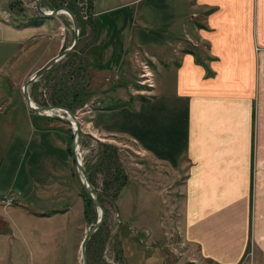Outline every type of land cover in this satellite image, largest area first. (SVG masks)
I'll use <instances>...</instances> for the list:
<instances>
[{
    "label": "crops",
    "instance_id": "1",
    "mask_svg": "<svg viewBox=\"0 0 264 264\" xmlns=\"http://www.w3.org/2000/svg\"><path fill=\"white\" fill-rule=\"evenodd\" d=\"M113 1L92 0L82 29V63L110 82L92 94L103 103L91 118L93 135L129 139L160 167L147 188L169 198L196 264H264V0ZM108 11L120 13L100 20ZM3 29L12 28L0 22ZM136 50L156 61L149 98L129 91ZM44 121H30L40 145L49 134ZM7 124L12 148L22 133ZM13 166L2 192L15 203L0 206V264L22 257L24 221L37 217L28 200L40 196L35 178L49 168L29 167L22 179V161ZM64 174L52 173L45 186L58 205L70 193Z\"/></svg>",
    "mask_w": 264,
    "mask_h": 264
},
{
    "label": "rangeland",
    "instance_id": "2",
    "mask_svg": "<svg viewBox=\"0 0 264 264\" xmlns=\"http://www.w3.org/2000/svg\"><path fill=\"white\" fill-rule=\"evenodd\" d=\"M73 1L76 4L77 16H75L78 19L80 35L81 30L90 24L91 5L89 0ZM68 2L69 0H42L41 6L43 10L51 11L58 7H66ZM117 3L118 0H115L109 5L114 6ZM111 12L108 11L100 20L107 22L120 13ZM0 22L12 28L0 30V196L5 194L0 197L1 208L5 209L15 203L14 199L7 206L6 201L11 196L5 191L2 192L12 176L14 164L22 161V179L29 178L30 175L27 173L29 167L41 166L40 169L43 170L47 163L49 164L47 174H39L35 178L39 184L37 191L40 196L30 198L28 202L32 204L37 217L24 221L26 227L22 230V241L18 242L22 243L19 245L22 257H19L16 264H80V244L85 233L95 223L97 214L94 206L85 209L84 192L72 157L68 154V148L70 149L73 140L71 126L62 119L46 117L50 120H45L42 125L48 129L46 132L49 134L48 138H45L47 142L40 145L35 141L37 133L35 137L32 136L34 130L30 121L34 117L30 118L31 112L25 105L21 91L23 83L37 69L72 44L71 22L68 16L62 14L51 19L39 16L35 10L34 0H0ZM82 39L81 34L76 49L69 55L70 57L68 56L69 60L67 57L56 64L50 72L48 71L47 78V74L39 78L28 91L36 106L51 105L49 98L52 91L60 87L57 85L59 81L61 83L64 81L62 90L55 93V96L74 109L72 113L78 117L84 133L95 134L97 131L90 123L91 118L103 103L97 97L96 100H92V94H99L110 86V82L108 83L97 72L90 71L85 63L79 64L82 58L84 41ZM69 71L73 73L74 82L67 79ZM72 82L75 84L73 88L82 86L87 88L86 95H83L77 103H74L71 97ZM68 87L69 90L66 91L64 88ZM129 89L130 93H134L133 89L143 90L135 81ZM153 90L154 88L147 89V93L139 92L135 95L149 98ZM8 114H11V118L6 117ZM17 116L19 118H16ZM7 123H16L17 130L22 133L21 139L15 140L12 148L7 146L11 144L7 140L10 136L9 131H12V125ZM57 138L62 146L55 149ZM100 144L106 148L100 147ZM8 148L11 150L6 153ZM19 151H22V157H18ZM79 152L86 174L91 175L93 180L92 186L96 190V198L100 199L105 211L102 226L86 246L87 264H196L198 262L196 257H191L188 253L178 235V214L175 208L169 207V198L152 194V190L147 188L160 167L151 164L146 159L145 153L133 141L109 136L105 142L96 144L87 137L81 136ZM100 161H102L101 166L98 164ZM9 162L12 164H8ZM116 171L121 175L119 179L125 183L121 190L114 182ZM52 173H55L54 176L65 173L62 180L70 190L65 205H58L56 199L47 196L53 190L51 185L45 187L49 182L47 178ZM104 185L107 186L109 195L115 194V201L102 195ZM164 186L169 187V182ZM47 188L51 190L46 191ZM0 214L4 216L1 211ZM154 247L160 248L162 257H152L155 254Z\"/></svg>",
    "mask_w": 264,
    "mask_h": 264
},
{
    "label": "water",
    "instance_id": "3",
    "mask_svg": "<svg viewBox=\"0 0 264 264\" xmlns=\"http://www.w3.org/2000/svg\"><path fill=\"white\" fill-rule=\"evenodd\" d=\"M42 0H34L35 4V10L37 14L45 19H51L56 18L57 16L61 15L62 13H65L71 22V29L73 33V41L72 44L58 53L56 56L48 60L43 66H41L39 69H37L29 78L28 80L23 83L21 87L22 96L25 102V105L27 109L38 116H45V117H53L62 119L63 121L67 122L71 126L72 130V136L73 140L71 143V156L74 163V166L76 168L82 189L84 191V194L87 196V198L91 201L93 204L95 210H96V221L93 225H91V228L85 233L84 238L80 244V264H87V256H86V246L88 242L91 240V238L94 236V234L100 229V227L103 224L104 217H105V211L98 199L96 198V190L93 188L92 184L90 183L88 176L86 174V171L81 163V160H79L80 154H79V140L81 136H85L88 139L94 141L96 144H99L101 140L97 137H95L91 133H84L81 128V123L78 120V117L72 113L70 110L60 107V106H53V105H47L38 107L34 105V102L31 100L30 94H29V87L32 86L34 83L37 82L39 78H42L47 72L53 68L56 64L62 62L65 60L77 47L79 42V23L77 17L70 12L66 7H58L51 11H45L42 9L41 6ZM60 111L61 115L58 114H52L47 115L46 113L48 111ZM73 122V126L71 121Z\"/></svg>",
    "mask_w": 264,
    "mask_h": 264
},
{
    "label": "trees",
    "instance_id": "4",
    "mask_svg": "<svg viewBox=\"0 0 264 264\" xmlns=\"http://www.w3.org/2000/svg\"><path fill=\"white\" fill-rule=\"evenodd\" d=\"M91 1L92 0H89V3H90V5H91ZM66 8L70 11V12H72L74 15H76L77 16V11H76V4H75V1H73V0H69V2L67 3V5H66ZM32 24H36V23H32ZM36 25H39V24H36ZM81 27V26H80ZM81 32H82V30H81ZM81 34L82 33H80V35L79 36H81ZM70 57V56H69ZM69 57H68V60H69ZM80 60V59H79ZM81 61H79V64L81 65ZM51 71V69L49 70V72ZM72 71H73V69H72ZM72 71L70 72H68V74H67V79L69 80V79H72L71 81H75V79L73 78V73H74V71H73V73H72ZM49 72L47 73V75H46V78L49 76ZM67 81V80H66ZM72 82V84H70V86H71V90H72V95H71V97H72V101H74V103H77V102H80V99L83 97V95L85 96L86 95V86L84 87V86H82V87H79V88H73V87H75V84ZM61 82L59 81L58 83H57V85L58 86H60V87H58L57 88V90H53L52 91V94H51V96H50V98H49V101H50V104L51 105H53V106H60V107H64V108H66V109H68V110H70L71 112H74V109L73 108H71V106L70 105H68V104H64L62 101H61V99H58L57 97L58 96H55V93H59L60 92V90H62L61 89V86H62V84H64V81L60 84ZM54 88H55V86H54ZM63 88V87H62ZM65 90L67 89V90H69V87L68 88H64ZM66 90V91H67ZM68 94V93H67ZM83 105V104H82ZM33 119L35 120V119H44V120H50V119H47L46 117H42V116H36V115H33ZM71 138H72V135H71ZM100 147H105L106 148V146H104L103 144H100ZM68 152H69V154L71 153V151H70V149H68ZM103 155H105V153H103ZM102 159H104V156H103V158ZM102 161H100V162H98V164H100L99 166H101V163ZM105 162H106V159H105ZM88 178H89V180H90V182H91V184L93 185V180L91 179V175L89 176L88 175ZM116 178V179H115ZM115 178H114V182L115 183H117L118 185V189H122L124 186H125V183H123L122 182V179H119V178H121V175L120 174H118V172L116 171V173H115ZM106 188H107V186L106 185H104L103 186V189H102V195L103 196H105V197H107V198H109V200H111V201H115V199H116V197H115V194L114 195H109V193L107 192V190H106ZM120 189V190H121ZM98 199V201L99 202H101L100 201V199L99 198H97ZM84 206H85V209L87 210V209H89V208H92V206H93V204L91 203V201L87 198V196L84 194ZM46 217V216H45Z\"/></svg>",
    "mask_w": 264,
    "mask_h": 264
},
{
    "label": "built area",
    "instance_id": "5",
    "mask_svg": "<svg viewBox=\"0 0 264 264\" xmlns=\"http://www.w3.org/2000/svg\"><path fill=\"white\" fill-rule=\"evenodd\" d=\"M195 46V45H193ZM134 52L133 60L136 65L137 75L135 83L143 88L140 91L141 94L147 93V89L152 90L155 84V72L153 66L156 65V61L153 57L147 55L146 53ZM14 199L11 197L7 199L6 205H10Z\"/></svg>",
    "mask_w": 264,
    "mask_h": 264
},
{
    "label": "bare ground",
    "instance_id": "6",
    "mask_svg": "<svg viewBox=\"0 0 264 264\" xmlns=\"http://www.w3.org/2000/svg\"><path fill=\"white\" fill-rule=\"evenodd\" d=\"M62 15H66L65 13H62ZM67 16V15H66ZM35 105V104H34ZM47 115H52V114H58V115H61V112L60 111H56V110H53V111H48L47 113H46ZM71 121V120H70ZM71 123H72V126H73V122L71 121ZM79 154H80V152H79ZM81 157V156H80ZM79 160H80V158H79Z\"/></svg>",
    "mask_w": 264,
    "mask_h": 264
}]
</instances>
